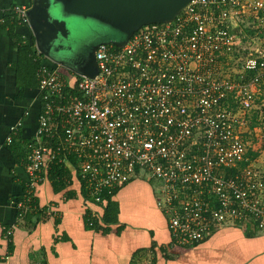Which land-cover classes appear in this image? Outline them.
<instances>
[{"label":"built area","instance_id":"built-area-1","mask_svg":"<svg viewBox=\"0 0 264 264\" xmlns=\"http://www.w3.org/2000/svg\"><path fill=\"white\" fill-rule=\"evenodd\" d=\"M28 8L0 7V26L28 25ZM94 58L92 77L54 62L37 67L42 108L24 145L17 219L37 207L35 187L57 164L71 166L95 201L156 179L173 245L192 247L225 226L264 233V163L247 135L258 99L254 129L264 138V0H190L122 45L98 43Z\"/></svg>","mask_w":264,"mask_h":264},{"label":"crops","instance_id":"crops-1","mask_svg":"<svg viewBox=\"0 0 264 264\" xmlns=\"http://www.w3.org/2000/svg\"><path fill=\"white\" fill-rule=\"evenodd\" d=\"M14 4L30 6L31 0H0V7ZM30 33L27 24L0 26V264H264V233L237 226L216 230L192 247L171 244L153 181L144 179L120 188L119 222L101 232L89 226L87 211H101L74 169L67 167V186L56 190L50 166L34 190L37 207L18 220L16 202L27 182L24 145L35 137L42 108L36 71L41 61L53 63L36 54L35 39V56L27 61L20 46Z\"/></svg>","mask_w":264,"mask_h":264},{"label":"water","instance_id":"water-1","mask_svg":"<svg viewBox=\"0 0 264 264\" xmlns=\"http://www.w3.org/2000/svg\"><path fill=\"white\" fill-rule=\"evenodd\" d=\"M190 0H31L28 26L36 47L52 62L87 76L97 73L94 51L97 44L71 43L72 19L95 21L99 33L118 31L122 45L140 26L172 20ZM97 32V33H98ZM49 59V60H50Z\"/></svg>","mask_w":264,"mask_h":264},{"label":"trees","instance_id":"trees-1","mask_svg":"<svg viewBox=\"0 0 264 264\" xmlns=\"http://www.w3.org/2000/svg\"><path fill=\"white\" fill-rule=\"evenodd\" d=\"M28 40V42L25 41L22 43L20 48L22 54L27 57V61L31 62V56H35V49L32 47V45H34V36L32 33L29 34ZM38 61H40L39 58L35 62L38 63ZM49 172L50 177L54 179V183L58 184V186L55 187L56 190H62L66 188L67 183L65 180L70 173L69 168L63 167V165L53 164L51 165ZM128 183L117 187L111 193H104L99 201H95L93 199L91 201L90 199V201L95 204L98 210L101 211L98 216H93L92 218L90 217L91 214L89 213V210L87 211V220L89 221V226L91 228L96 231L110 232V226L119 222L120 206L118 200L116 199V195L120 188Z\"/></svg>","mask_w":264,"mask_h":264},{"label":"rangeland","instance_id":"rangeland-1","mask_svg":"<svg viewBox=\"0 0 264 264\" xmlns=\"http://www.w3.org/2000/svg\"><path fill=\"white\" fill-rule=\"evenodd\" d=\"M72 30H71V43H83L87 42L88 40L93 41L95 43H100V42H109V41H114V42H119V41H124L126 38L125 36L118 32V31H113L112 32H98V27L99 25L90 19H84L80 17H74L72 19ZM98 32V33H97ZM263 86H260V93H262ZM263 112V107L260 104V101L257 99L254 107L250 111L249 119L250 123L249 126L252 129V133L247 135L249 136V140L251 141V144L254 145L256 149L259 150L258 155L259 161L258 164H263L264 163V138H260L257 136L255 133H257L256 128H262L261 126V115ZM152 184L154 186V190L156 192L157 187L159 185V182L156 179H152Z\"/></svg>","mask_w":264,"mask_h":264},{"label":"flooded vegetation","instance_id":"flooded-vegetation-1","mask_svg":"<svg viewBox=\"0 0 264 264\" xmlns=\"http://www.w3.org/2000/svg\"><path fill=\"white\" fill-rule=\"evenodd\" d=\"M94 44H97V43L94 42Z\"/></svg>","mask_w":264,"mask_h":264}]
</instances>
